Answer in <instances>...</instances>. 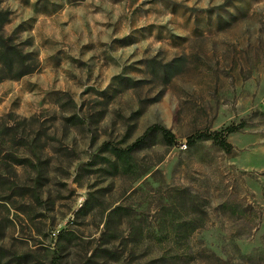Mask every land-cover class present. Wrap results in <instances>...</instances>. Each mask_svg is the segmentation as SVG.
I'll return each instance as SVG.
<instances>
[{
  "label": "rangeland",
  "instance_id": "1",
  "mask_svg": "<svg viewBox=\"0 0 264 264\" xmlns=\"http://www.w3.org/2000/svg\"><path fill=\"white\" fill-rule=\"evenodd\" d=\"M0 35V264H264V0H0Z\"/></svg>",
  "mask_w": 264,
  "mask_h": 264
},
{
  "label": "trees",
  "instance_id": "2",
  "mask_svg": "<svg viewBox=\"0 0 264 264\" xmlns=\"http://www.w3.org/2000/svg\"><path fill=\"white\" fill-rule=\"evenodd\" d=\"M14 52H16L15 49L12 48V46L8 45L6 39L2 35H0V63L7 64L9 69H12V66H14V63H17L16 67H18V69H21V68H23V65H24V57L19 56L21 58V60H20V62H16L13 59V56H15V55L17 56V53H14ZM32 66H34V62H32L31 64H28L25 69H23L19 72L18 75H23V74L31 72L33 70ZM153 130L161 131L162 137L167 144H170L173 142L174 136L168 129H166L165 127H163L161 125L153 124V125L149 126L143 132V134L135 140L133 145H135L137 142H140L145 136H147ZM234 130H235V128L233 126H228L225 128L226 133H231ZM198 137L211 138L221 149H223L226 152H230L232 149L231 144L225 140L224 136L220 132L214 131V132H210V133H202V134L198 135ZM190 140H191V138H190Z\"/></svg>",
  "mask_w": 264,
  "mask_h": 264
}]
</instances>
